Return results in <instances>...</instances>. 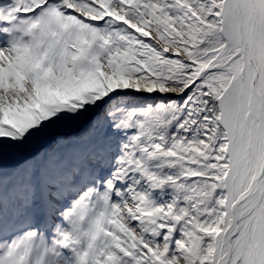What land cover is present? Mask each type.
I'll return each instance as SVG.
<instances>
[{"label":"snow or ice","instance_id":"1","mask_svg":"<svg viewBox=\"0 0 264 264\" xmlns=\"http://www.w3.org/2000/svg\"><path fill=\"white\" fill-rule=\"evenodd\" d=\"M0 264H264V0H0Z\"/></svg>","mask_w":264,"mask_h":264}]
</instances>
